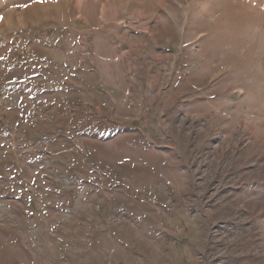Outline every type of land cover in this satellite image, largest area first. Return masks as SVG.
<instances>
[{
	"label": "rangeland",
	"instance_id": "obj_1",
	"mask_svg": "<svg viewBox=\"0 0 264 264\" xmlns=\"http://www.w3.org/2000/svg\"><path fill=\"white\" fill-rule=\"evenodd\" d=\"M0 264H264V0H0Z\"/></svg>",
	"mask_w": 264,
	"mask_h": 264
},
{
	"label": "snow or ice",
	"instance_id": "obj_2",
	"mask_svg": "<svg viewBox=\"0 0 264 264\" xmlns=\"http://www.w3.org/2000/svg\"><path fill=\"white\" fill-rule=\"evenodd\" d=\"M36 2H42V0H36ZM25 6H27V5H25Z\"/></svg>",
	"mask_w": 264,
	"mask_h": 264
}]
</instances>
